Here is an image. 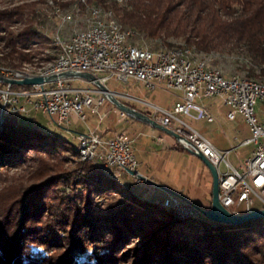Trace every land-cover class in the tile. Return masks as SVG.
I'll use <instances>...</instances> for the list:
<instances>
[{"label":"trees","instance_id":"16d2710c","mask_svg":"<svg viewBox=\"0 0 264 264\" xmlns=\"http://www.w3.org/2000/svg\"><path fill=\"white\" fill-rule=\"evenodd\" d=\"M88 1L112 8L124 28L162 46L185 44L205 57L214 53L208 51L242 47L246 76L264 78V0ZM47 37L32 25L9 44L16 58L27 60L30 54L15 47ZM6 58L13 63L15 57ZM30 111L4 114L0 104V167L25 157L29 147L45 149L55 161L42 159L45 180L0 201V264H123L134 250L126 248L127 241L135 237L143 241L131 264H264V254L258 257L264 253V218L227 224L194 208L182 218L166 201L165 206L132 193L101 162L76 159L79 146L65 137L20 123L18 115ZM70 155L76 162L66 168L62 159ZM111 191L125 200L100 206Z\"/></svg>","mask_w":264,"mask_h":264},{"label":"built area","instance_id":"2783aa9c","mask_svg":"<svg viewBox=\"0 0 264 264\" xmlns=\"http://www.w3.org/2000/svg\"><path fill=\"white\" fill-rule=\"evenodd\" d=\"M48 23L50 32L43 31L58 39V47L65 48V56L57 61V74L64 71L90 72L106 86L111 78L122 82L132 79L149 90L160 83L166 89L179 91L178 100L170 108L151 105L150 116L178 134L180 137L176 143L184 150L200 152L216 167L219 201L225 208L239 213L237 207L242 204L245 212H249L255 210L252 206L258 201L261 206L256 209H264V115L258 119L255 114V104L258 99L264 98V89L250 88L239 78H226L217 72H209L207 65L190 59L183 51L163 53L162 47L136 43L133 41L135 35L114 28L107 14L96 10L92 13L78 12V9L74 12L62 11L53 14ZM25 51L28 52V49ZM0 75L6 77V73ZM72 79L75 78H59L44 84L0 86L2 112L19 113L33 109L50 117L58 126L68 125L72 114L86 120V108L93 107L92 110L98 112L99 106L109 98L98 87L73 86ZM109 90L119 99L124 97ZM201 95L221 97L230 108L226 117L231 120L239 113L248 125L250 136L241 144H253L254 147L239 168L227 159L230 149L217 148L184 119L188 117L207 122L215 119L209 109L196 101ZM95 98L97 104H94ZM117 113L125 116L120 110ZM78 139L87 149V157L82 160L101 162L105 170L118 178L123 172L132 171L128 173L138 179L139 162L126 133L106 137L96 130H89L78 133ZM159 139L162 140V136ZM165 201L168 205L173 204L176 211L188 212L187 209L192 208L187 203V209L186 205H180L176 197Z\"/></svg>","mask_w":264,"mask_h":264},{"label":"rangeland","instance_id":"374dc122","mask_svg":"<svg viewBox=\"0 0 264 264\" xmlns=\"http://www.w3.org/2000/svg\"><path fill=\"white\" fill-rule=\"evenodd\" d=\"M77 2H79V0H0V66L16 69L22 68L23 66L27 65L34 66L35 63H39L44 60H50L51 58H53L56 54V50L51 49L53 48V44L52 40L49 39L50 35L47 33L51 30L49 27L50 23H48L49 19L52 17L51 12L54 10L55 6H64L69 8ZM18 9H21L23 11L22 15L18 13ZM32 25L38 29L47 30V32L44 31V33L48 37L45 39L43 38L42 40H35L31 42L30 46L27 48L21 47L20 44L17 45L15 48L19 52L29 53L30 55H28L27 60L16 58L17 53L13 52V47L9 44L10 39ZM169 40L181 41L182 39L170 38ZM133 41L140 44H146L149 47H157L161 44L158 39H149L144 37L143 34H136L133 37ZM25 49H28V52L25 51ZM243 50L244 48L241 47L237 50H229L228 48H224L221 51H208V53L214 52L213 55L210 53V55L208 56V63L219 67L223 70V72L232 73V75L234 76H246L247 69L244 65L247 62L244 58ZM8 55H13L16 58L13 59V63L9 58H6ZM72 84L75 87H97L95 83L80 78L72 79ZM4 85H6V83L0 82V86ZM107 86L113 91L136 95L147 100L151 104L165 108L169 107L172 104L175 97L174 90L166 89L160 83H158L157 87H155L153 90H149L142 84L133 82L132 79H129L128 82H122L116 80V78H111L107 82ZM94 104H97L96 98ZM109 107L115 109L116 111H119L116 106L107 99L104 105L99 106V108L101 109L98 112L93 111V107L86 108V120L77 117L76 114H72L70 116V123L68 125L63 124L58 126L56 123H53L51 121L50 117L40 111H36L33 109L30 111V113L19 114L17 118L20 123L36 126L45 133L61 135L68 141L73 143L75 146H79L80 144L78 133L87 131L88 125L96 127L97 125L101 126V124H103V126L101 127L102 129L105 128L109 123H111L113 125V128L116 129V132L124 131V133H127L130 136L134 137V125L139 123L131 118V116H128L126 114L125 118H121L116 114L110 116L109 112H107V114L105 115H102V111L105 112ZM255 114L260 118L264 115V98L258 99V101L256 102ZM184 119L194 128L198 129L203 135H205V137H208L210 140H212L219 149H230V153L227 155V159L231 163L236 164L238 162V158H240L242 162L244 161L243 157L251 146H244L243 144H241L240 138H242L243 130H239L240 127L236 121L230 122L225 120L224 118H221L216 123V125H213L212 123H208L202 119L195 120L188 117H185ZM213 126L216 127L213 128ZM149 129H152L154 132H158V130L155 128L149 127ZM235 137L237 139H235ZM165 138L170 141H175V139L168 134H165ZM137 145L139 146L138 139L136 141V146ZM233 147L234 149H232ZM25 155L26 156L22 159H17V157H15L13 158L14 160L12 159L11 162H5L4 165L0 167V201H3L2 198H4V200L8 199L9 195L20 194L24 186L39 183L40 181L45 180L44 178L46 176L41 168L42 159L46 161H55L54 157L50 158V156L52 155H49L48 152H46V150L42 148L36 150L29 147L26 149ZM55 155L59 159L63 158V153L57 152ZM70 157V159H62L63 165L66 168H69L76 162L75 159H72L73 157L71 155ZM76 159L79 160L80 157H77ZM167 165L168 167L170 166L172 168V170L169 172L167 171L166 174L168 173L167 179L171 183H173V186L178 188L187 184L191 185L193 187L192 191L194 192L192 199L193 201H195V204L201 208H207L210 204V200L209 204H207V199L205 198V196L201 195L200 184H202L203 181L201 178V173L204 172V174H207L208 176V170L201 162V160L188 152L180 151L173 156L172 161H170ZM220 168L223 169L224 165L221 164ZM156 174L160 177H162V175L165 176L162 171L154 172L153 175ZM122 176L123 174L121 175V177ZM131 178L133 177L131 176ZM134 180L135 181L125 180L124 177H122V181L124 182L126 188L131 190L132 193L136 194L142 199L160 204L163 202V204L165 205V200L168 198L164 200V196L173 195L164 188L151 184L145 180ZM160 185L166 187L163 184ZM173 196L179 200L180 205H182L183 207H185L186 205V209L190 206H188L186 204V201H184V199H182L181 197H178L176 195ZM116 199L120 200V202H123L125 200L124 195L122 196V193L111 191V193L105 194L99 199V204L100 206L106 207L109 201ZM260 206V203L258 201H255L252 209L259 208ZM97 208L100 209V212L103 211V208ZM187 210L189 211L185 212L183 210H178L176 212L182 218H187L191 215L189 214L190 210L192 212L194 209L191 208ZM237 211L239 213H244V206L242 204L239 205L237 207ZM142 241L143 240L141 239V237L131 238L127 241L126 248L134 250L128 253L127 258L124 259H128V261H124L123 264L132 263L130 257L132 258L133 256L132 260H134L136 248H139L141 250ZM100 244L102 246L105 243L101 241ZM261 244H263L262 249L264 252V241H261ZM40 253V251H35V254L38 256L41 255ZM138 253H141V251H139ZM43 254L48 255V252H45ZM262 254L264 253H261L260 255L258 254V257H261ZM89 256L90 254L87 255V257ZM136 258L138 257H135V259Z\"/></svg>","mask_w":264,"mask_h":264},{"label":"crops","instance_id":"0c3cea01","mask_svg":"<svg viewBox=\"0 0 264 264\" xmlns=\"http://www.w3.org/2000/svg\"><path fill=\"white\" fill-rule=\"evenodd\" d=\"M224 75L226 78H232L234 76V75H232V73H229V72H224ZM133 82H136V81L133 80ZM136 83H140V82H136ZM174 91H175V93H174L175 97H174L172 104L176 100H178V96L180 95L179 91H177V90H174ZM120 94H122L124 96V97L120 98L121 101H123L124 103L128 102L130 104V106L151 115V113H152V106L151 105H154V104H151L147 100H145L139 96H136V95H132L129 93H124V92H122ZM196 101L203 104L215 116V119L211 122H208V123H212L213 125L214 124L216 125V123L221 118H224L225 120L230 121V122L236 121L240 127L239 130L240 131L243 130L242 131L243 135H242V138H240L241 139L240 141H242L243 139L250 136L249 127L239 113H236L234 119H231V120L226 117V113L230 110V108L228 105L225 104L224 100L221 97H219V96L206 97L204 95H201V97L197 98ZM172 104L167 108H170L172 106ZM154 106H157V105H154ZM158 107H160V106H158ZM161 108H165V107H161ZM100 109L101 108H99V110ZM107 112L110 113V116H112L113 114L119 115L117 113V111L111 107H109L105 112L102 111V115L107 114ZM119 117H121V116L119 115ZM121 118H125V116L121 117ZM131 118H133V117H131ZM257 118L262 119L263 116L261 118L260 117H257ZM133 119L139 123V124L134 125L133 130L135 132V135L133 137L127 133L126 134L131 139V145H132L133 151H134V153L138 159V162H139L138 171L143 176H146V177L158 182L159 184L165 185L167 188L174 190L176 193L180 194L182 197H184V198L188 199L189 201L195 203V201H193V199H192L193 194H194V192L192 191L193 187L191 185L187 184V185H183V186L176 188L173 186V183H171L167 179L168 173L166 174L167 171L169 172L172 170V168L170 166L168 167L167 164L170 161H172L173 156L177 152H180V151L188 152V153H190V152L187 150H184L183 148H180L179 146H177L176 145L177 144L176 139L173 136L172 137L175 139V141L167 140L165 138L166 133H163L158 129H157L158 132H154L152 129H149V127H151V128H154V127H152V126H150L144 122H141L135 118H133ZM195 120H199V119H195ZM188 124L191 125L190 123H188ZM102 126H103V124H101V126L97 125L96 127H92V126L88 125L87 131L96 130L97 132L101 133L103 136H106V137L114 136L117 133L124 132V131L116 132V129L113 128V125L111 123H109L105 128L101 129ZM215 127L216 126H213V128H215ZM196 130H198V129H196ZM84 132H86V131H84ZM160 136H162V140L159 139ZM137 139L139 142V146L138 145L136 146ZM235 139H237V138L235 137ZM210 141L214 144V142L212 140H210ZM243 145L244 146H247V145L251 146L250 149H248V151L246 152L245 156L243 157L245 159L246 157H248L250 155L254 146H253V144H243ZM190 154L195 156L192 153H190ZM169 155H171V156H169ZM240 160L241 159L238 158V162L236 164H233L231 162L230 163L234 167L238 168V167H240V164L242 163V160L241 161ZM207 170H208V168H207ZM158 171H160V172L162 171V173L165 176L162 175V177H160L157 174L153 175L154 172H158ZM122 177H124L125 180L135 181L133 178H131V176L127 172H124ZM201 178L203 180L202 184H200L201 195L205 196V198L207 199L206 203L209 204V200L211 198V186H212V176H211L210 171L208 170V176H207V174L205 175L204 172H202ZM169 197H170V195L164 196V199L169 198ZM204 208H206V207H204Z\"/></svg>","mask_w":264,"mask_h":264},{"label":"water","instance_id":"95a60500","mask_svg":"<svg viewBox=\"0 0 264 264\" xmlns=\"http://www.w3.org/2000/svg\"><path fill=\"white\" fill-rule=\"evenodd\" d=\"M59 78H80L84 80H89L95 83L97 87L100 90H102L105 93V95L109 98L110 102L114 104L116 108H118L120 111L124 112L126 115L131 116L141 122H144L160 130L163 133L169 134L173 136L176 140L180 137L172 129L158 123L154 118H152L146 112H143L130 105L125 104L123 101L117 98L116 95H114L113 92L110 91L109 88L106 85H104L97 76H95L94 74L90 72L64 71L59 74L45 75V76L33 75V76H26L24 78H9V77L0 75V82L6 83V84L33 85V84H44L46 82L56 81ZM188 151L194 154L195 156H197L204 163V165L208 168V170L211 173V176H212L211 198H210V204L207 208L204 209V208L199 207L198 205L182 197L180 194L176 193L175 191L170 190L166 187H163L156 181L146 176H143L142 174L138 175V179L145 180L151 184L162 187L168 192H170L171 194L181 197L182 199H184V201H186L188 205H190L192 208L201 212L203 216H205L207 219L211 221L227 223V224H242L252 219L264 218V209L262 208L255 209L249 212H244V213H233L227 208H225L219 201L218 174H217L216 167L200 152H196L192 150H188ZM128 172L132 173V171H128Z\"/></svg>","mask_w":264,"mask_h":264},{"label":"bare ground","instance_id":"6f19581e","mask_svg":"<svg viewBox=\"0 0 264 264\" xmlns=\"http://www.w3.org/2000/svg\"><path fill=\"white\" fill-rule=\"evenodd\" d=\"M118 2H122V0H116ZM51 3V2H50ZM55 6V5H54ZM78 9V12L83 13H92V10L98 11L100 14H107V18L112 20V26L117 29H121L122 31H127L131 35H136V33L130 29H126L122 26V24L119 22L115 11L112 8H108L105 6H102L101 4H91L88 0L86 1H79L75 3L72 7H64V6H55L54 10L51 12V16L53 14L60 13L62 11L66 12H74ZM85 10V12H84ZM52 40L53 48H56V54L53 58L50 60H44L39 63H35L34 66H23L22 68H7L0 66V73H6V77L9 78H24L26 76H33V75H53L57 74L59 71V64H57V61H60L65 56V48L64 47H58V39L57 38H49ZM159 47H162L163 53H181L183 51L185 54H188V57L190 59L200 60L205 65H207V71L209 72H217L221 75H224V72L222 69L215 65H211L208 63V57L204 56V54H198L195 52V49L193 47H189L185 44H176L174 46H162L159 45ZM232 78H239L241 81H244L248 83L250 88H256V89H264V78H252L248 76H233ZM79 152H80V159L87 157V149L84 146V143L82 141H79ZM114 175V174H113ZM115 176V175H114ZM115 178H118L115 176ZM166 205L167 202H166Z\"/></svg>","mask_w":264,"mask_h":264}]
</instances>
